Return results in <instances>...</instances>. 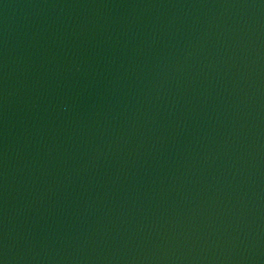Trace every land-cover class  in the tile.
<instances>
[{
  "label": "water",
  "instance_id": "obj_1",
  "mask_svg": "<svg viewBox=\"0 0 264 264\" xmlns=\"http://www.w3.org/2000/svg\"><path fill=\"white\" fill-rule=\"evenodd\" d=\"M0 264H264V0H0Z\"/></svg>",
  "mask_w": 264,
  "mask_h": 264
}]
</instances>
